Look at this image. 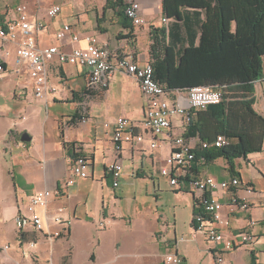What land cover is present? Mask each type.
I'll use <instances>...</instances> for the list:
<instances>
[{"label": "crops", "instance_id": "1", "mask_svg": "<svg viewBox=\"0 0 264 264\" xmlns=\"http://www.w3.org/2000/svg\"><path fill=\"white\" fill-rule=\"evenodd\" d=\"M138 1L146 20L142 26H136L127 20L121 7L107 6V0L83 2L0 0V27L11 24L17 16L16 6L25 3L32 17L45 22V27L37 34L38 43L43 47L57 45L66 51H71L75 47H86L84 38L88 35H96L101 44L108 45L117 54L131 56L139 64L144 65L150 60L151 32L155 28L162 27H172L174 32L180 31V37L185 39L184 45L186 48L189 47V35L195 34L196 28L187 32L184 26L173 25L169 20L164 22L162 0ZM67 2L73 3L78 8L76 7L71 14H62ZM87 3L88 8L96 11V21L90 25L87 24V15L79 9V6L83 9ZM53 4H60L62 10L57 17L49 18L47 8ZM63 24L72 26L73 31L80 38L79 41L70 43L69 37L65 40L56 37V32ZM232 29H235L234 23ZM199 35L197 33L195 37V46L199 43ZM177 44L178 48L184 47L180 43ZM8 48L11 50V55L6 59L5 70L0 73V253L6 251V256L0 259V264L6 259L25 264L20 252L28 248L31 240L36 241L34 249L39 255L38 259L50 256L48 235L45 232H36L32 227H27L21 232L16 222L19 214L29 216L27 208L32 195L43 189H59L63 193L62 196L51 198L47 209L40 207L38 211L50 215V230L62 231L67 227L68 237L53 244L52 254L53 259L57 260L61 253L72 248L70 264H73L75 251L69 242L74 235L73 225L95 224L92 222L94 220L92 210L78 208L81 180L94 178L96 166H102L98 178L107 187L105 196L112 202L118 200V194L113 190L108 171L109 164L115 158L112 140L115 121L120 116L132 119L140 126L139 132L144 136L142 142L127 143L123 146L124 170L121 179L126 178L134 182L144 178L145 181H150L154 188L160 189L161 178L169 180L161 173V169L167 166L166 160L171 152L169 139L162 136L164 141L161 145L157 148L151 147V134L142 128L145 97L139 82L134 77L125 72H115L108 89L93 95L84 109L80 97L85 90L86 68L80 64L60 63L55 58L49 62V81L57 89L49 93L47 98L39 99L35 96L28 65L17 56V44L10 42ZM201 66L203 67L201 76L209 75L210 72L203 65ZM204 69L207 70L205 75ZM116 84L119 87L118 91L113 87ZM172 91L182 90L172 89ZM255 97L254 107L264 116V57L263 76L255 81ZM83 116L87 118L86 123L81 122ZM186 129L182 124V118L176 116L172 134L185 133ZM190 138L195 144L200 142L198 137ZM76 145L80 146L81 153L89 159L90 176L77 180L72 186H66L65 177L75 155ZM232 162L231 166L228 159L218 157L204 165L195 163L185 170L188 178L210 176L218 181H228L235 177L241 179L243 186L232 187L227 191L216 189L212 193L213 197L224 204L223 222L217 224L224 234V243L213 244L207 241L203 234L195 233L193 192L190 189L181 192L174 189L176 194L184 192L189 195L185 197V202L191 208L192 217L185 230L178 231L177 219L168 224L164 211H154L152 228L147 233L149 241L139 245L140 251L131 252L123 250L122 241L118 238L113 244L114 255L109 261L118 264L121 262L164 264L163 255L172 248L167 247V244L187 234L188 240L178 242V253L184 257L186 264H215L214 250L223 251V264H264V146L261 151L249 153L246 157L234 158ZM246 184L254 187L253 194L246 191ZM233 193L249 202L248 210L232 204ZM105 196H102L98 220L106 227H103L104 224L103 226L96 224V230L105 231L110 224L117 222L125 230L133 232V218L119 220L114 216L113 211H108L105 207ZM60 206L64 207L62 217L65 223L63 224L52 221ZM163 224H168L169 227L165 237L160 235ZM243 231L255 236L256 241L253 245L239 244V234ZM227 242L235 243L231 250H224ZM10 249L14 251L10 252ZM195 249H198L203 256L198 262L195 259ZM94 255L95 261L91 262ZM119 256H123L121 262L116 259ZM86 259V264H97L96 249L93 248Z\"/></svg>", "mask_w": 264, "mask_h": 264}, {"label": "built area", "instance_id": "2", "mask_svg": "<svg viewBox=\"0 0 264 264\" xmlns=\"http://www.w3.org/2000/svg\"><path fill=\"white\" fill-rule=\"evenodd\" d=\"M123 2L124 14L128 19L136 26L144 25L146 20L140 2L138 0H123ZM15 10L17 13L15 20L9 25L0 27V73L5 70L6 59L11 55L8 43H16L18 58L28 65L35 96L45 99L49 93L55 92L57 89L49 81V62L56 58L60 63L80 64L87 71L85 90L82 94V108H86L88 100L97 92L108 89L115 72H125L134 77L139 82L145 97V116L142 128L151 134V147H159L164 141L162 136L169 139L171 152L166 160L167 166L161 169L162 175L166 176L170 185L177 190H192L195 201L193 216L195 233L203 234L205 239L213 244L224 243V234L217 226L219 222H223L224 204L213 197L212 193L216 189L227 191L232 187L243 186L241 179L235 177L228 181H218L210 176L188 178L185 170L191 168L195 163L197 165L208 163L205 156L197 155V151L223 147L230 143V139L224 134H219L212 142L200 140L198 144H195L190 137H185V133L173 135L171 132L176 116L182 118V124L186 129L195 112L223 100L222 91L207 86L193 87L186 91L169 90L165 84L155 79L154 67L150 60L141 65L131 56L117 54L108 45L101 44L96 35H88L84 38L86 47H75L71 51H66L57 45L40 46L37 34L43 30L45 22L32 17L25 3L17 5ZM61 10L60 4H53L47 8V16L55 18ZM163 21L167 22L168 20L163 18ZM56 37L59 40L69 37L70 43L80 39L70 24H63L56 32ZM81 122L86 123L87 118L81 117ZM106 125L108 126V124ZM139 127L132 119L125 116H120L114 123L112 140L115 158L108 166L114 188L119 187L123 175V146L127 143L144 140L143 134L139 132ZM89 166V159L81 153L80 146L76 145L75 155L65 177L66 186H72L77 180L89 177ZM245 188L249 194L255 192L254 187L250 184H246ZM62 195L63 193L59 189H43L34 193L27 208L29 216L19 214L16 217L21 232L27 227H32L34 231L45 232L49 237L58 236L59 230H50V215L48 213L41 214L38 208L47 209L51 198ZM231 202L243 210H248L250 207L248 201L240 199L234 193L231 195ZM63 212L64 207H58L57 214L52 217V221L59 224L65 223L62 217ZM168 230V224H163L160 235L165 237ZM239 236L240 245L251 246L256 241L255 236L248 231L241 232ZM188 239V235H181L174 242L167 244V247L171 246L172 248L164 253L163 263L186 264L184 257L178 253V242ZM29 245L34 247L35 242L30 241ZM234 245V242H227L224 250H231ZM214 251L215 264H223V251Z\"/></svg>", "mask_w": 264, "mask_h": 264}, {"label": "trees", "instance_id": "3", "mask_svg": "<svg viewBox=\"0 0 264 264\" xmlns=\"http://www.w3.org/2000/svg\"><path fill=\"white\" fill-rule=\"evenodd\" d=\"M107 6L124 11L123 0H107ZM162 11L169 23L198 32L189 35L186 48L180 31L174 32L172 27L152 30L149 55L155 79L169 90L207 86L223 93L221 102L192 115L185 137L212 142L224 134L230 143L197 151V155L208 162L224 157L232 166L234 158L261 151L264 116L254 104L255 81L263 76L264 0H162ZM177 43L184 47L178 48ZM201 65L209 75L204 69L205 76H201Z\"/></svg>", "mask_w": 264, "mask_h": 264}, {"label": "rangeland", "instance_id": "4", "mask_svg": "<svg viewBox=\"0 0 264 264\" xmlns=\"http://www.w3.org/2000/svg\"><path fill=\"white\" fill-rule=\"evenodd\" d=\"M79 1H89V0H77ZM92 1V0H91ZM19 3V2H18ZM17 3V4H18ZM88 3L84 5L82 9L79 6L80 12H83L87 15V24L90 25L96 21L95 10L88 8ZM76 5L73 3H65L63 7L62 14H71V12L76 10ZM78 8V7H77ZM88 8V9H87ZM113 87L118 91V84L113 85ZM112 101V99H111ZM102 166H96V173L94 178H89L87 180H81V190H80V201L78 202L79 209L92 210L93 216V225L76 223L73 225L74 235L69 241L74 247V263L73 264H86L87 255L94 248L98 253L97 264H118L110 262L109 260L114 255L113 244L116 239H121L122 247L125 251H140L139 245L145 241H149L147 236L148 230L152 228V223L154 221L153 214L154 211H164V214L167 218L166 222L171 224L174 222V219H177L178 222V231L181 232L185 230L186 226L189 223V220L192 217L191 208L185 202V197L189 196L188 194L182 192L183 194H176L174 192V187L170 185L168 181L164 178H161L160 189L154 188L153 184L150 181H145L144 178H139L134 180V182L129 181L128 179L122 178L120 181V187L118 189H113L114 192L118 194V200L112 202L111 199H108L106 195L107 187L100 182V171ZM111 187V183L109 184ZM123 188V189H122ZM178 192H181L177 190ZM102 196H105V207L108 208V211H113L114 216L120 218L132 217L133 221V232L125 230L120 223L110 224L105 231H97L96 224L103 226L104 223H100L98 220V212L101 210L102 206ZM176 217V218H175ZM104 228L106 225L104 224ZM67 227H64L58 236H52L47 238L49 244V253L50 256L42 259L35 251V246L23 249L20 253L25 264H70L71 255L73 249L69 248L66 252L61 253L57 260L53 259V244L57 243L59 240L64 237H68ZM136 230V232H134ZM187 235V234H185ZM36 242L35 240H31ZM9 245V243H8ZM12 246V244H11ZM63 246V245H62ZM13 249H10V252H13ZM26 252V254H24ZM196 261H200L203 256L198 249L194 250ZM6 256V251L0 253V259ZM126 257V255H124ZM117 261L121 262L123 256L116 257ZM57 261V262H56ZM95 261L94 258L91 259V262ZM3 264H22L19 262H13L6 259ZM120 264H124L121 262Z\"/></svg>", "mask_w": 264, "mask_h": 264}]
</instances>
